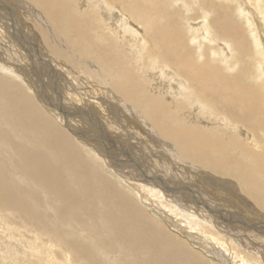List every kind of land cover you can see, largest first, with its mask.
Listing matches in <instances>:
<instances>
[{
  "label": "bare ground",
  "instance_id": "obj_1",
  "mask_svg": "<svg viewBox=\"0 0 264 264\" xmlns=\"http://www.w3.org/2000/svg\"><path fill=\"white\" fill-rule=\"evenodd\" d=\"M168 1L172 0H133L132 5L125 0H15L14 5L0 0V70L30 91L25 94L18 84L0 83V94L11 95L4 97L1 107L4 109L6 102L10 108L18 105L49 135L51 141L46 143L71 163L68 167L79 170L81 179L73 180L70 190L68 185L63 190L64 205L69 206L67 211L73 213L76 224L70 213L64 224L75 227L95 247L110 238L116 244L137 227L143 231L139 239L143 249L136 251L137 256L149 254L164 264L211 263L150 219L140 206L156 207L159 203L165 209L161 211L164 220L205 253L234 251L235 257L241 258L239 264H264V218L250 219L240 211L242 205L253 212L259 211L254 206L264 208V193L250 177L255 165L264 174V0H242L246 7L235 0L236 9L227 4L234 0H225V4H217L213 25L207 19L211 13L197 4L196 9L206 13L186 20L195 55L182 49L177 31L172 35L164 27L154 28L155 20L148 14L163 11ZM193 1L196 4L197 0ZM134 11L136 18L130 22L128 12ZM236 18L245 19L250 43ZM134 22L144 25L157 55L146 52L147 43ZM236 30L239 35L232 36ZM28 33L32 38H27ZM171 36L177 41L170 48ZM58 40L71 51L83 47L92 66H84L88 70L85 77L107 87L92 93L91 88L73 83L69 72L60 69V76L56 59L66 62L72 57L58 46ZM205 45L210 46L212 59L219 60L217 65L198 64L193 59L205 56ZM233 51L238 52L237 57ZM152 56L153 60H146ZM93 57L96 65H92ZM240 61L245 65L240 67ZM32 74L38 77L37 82L31 79ZM43 77L50 79L51 83H45L54 98L44 91ZM83 98L88 110H70L72 102ZM88 101L102 116L94 114ZM143 102L149 105L147 115L129 110L140 108ZM132 117L137 126L129 125ZM75 142L102 164L96 167L93 160L86 161ZM21 154L29 163L20 169L28 168L29 175L54 184L58 161L50 164L30 152ZM240 170L247 173L242 178L245 186L234 185L241 177ZM114 177L116 181H112ZM119 184L129 188L121 191ZM59 186L58 182L53 187L61 195ZM0 192L11 194L5 187ZM57 209L60 215L62 207ZM4 210L0 207V227L9 241L15 238L16 244L24 247L30 264L93 261L82 248L84 258L68 247L79 244L75 239H61L53 227L33 231L26 227L30 217L16 219L11 210L3 214ZM244 252L256 262L241 257H247Z\"/></svg>",
  "mask_w": 264,
  "mask_h": 264
},
{
  "label": "rangeland",
  "instance_id": "obj_2",
  "mask_svg": "<svg viewBox=\"0 0 264 264\" xmlns=\"http://www.w3.org/2000/svg\"><path fill=\"white\" fill-rule=\"evenodd\" d=\"M11 1L14 3L15 0H5V2L9 3ZM127 3H131L133 5V0H125ZM237 3H239L242 7H246L245 2L242 0H236ZM201 3L205 9H207L211 13V17L207 18L208 22L213 25V22L218 15L217 12V4L222 3L225 4V0H197L196 4L193 0H172L168 1L165 4V9L163 11H153L148 14L150 19H154V28L156 30L159 29V27H164L166 30L170 32V34L173 35V32L177 31V34L181 40L182 43V49L184 51L188 50L192 52L195 55L196 48L195 43L192 41L193 35L189 34V30L187 29L186 20L187 19H195L199 16H201L203 13H206L204 9L198 11L197 4ZM231 6L232 9H236L235 6V0L229 1L227 3ZM15 5V3H14ZM116 7L119 6V8L122 9L120 4L116 2ZM220 5V4H219ZM218 5V6H219ZM253 5V4H252ZM250 6L253 8V6ZM15 7V6H14ZM220 8V6H219ZM233 12L229 14V17L232 18ZM248 15V14H247ZM129 21L132 22L136 18V12L133 13L128 12ZM252 15H248V18L251 19ZM27 19V18H26ZM238 23L240 24L239 28L242 30V34L244 35L246 41L250 43V36L248 33V27L246 26L245 19L238 20L236 18ZM28 25L31 21H28ZM263 23V21H260ZM22 23L24 24L22 19ZM135 27L140 32V37L146 41V52L151 53L152 55H157L158 52L156 51V48L151 44V42L148 40V38L145 35L144 31V25L142 23L134 22ZM1 27V26H0ZM26 30V29H24ZM3 34H6L3 32ZM7 35V34H6ZM31 33H28L27 38ZM238 36L239 33L236 30L232 36ZM236 36V37H237ZM242 36V35H241ZM32 38V35H31ZM182 38V39H181ZM198 39V36L196 37ZM34 41L39 42L36 36H34ZM177 39L171 38L168 40V45L171 48L173 46V42H176ZM11 42L9 45L11 46ZM264 45V44H263ZM1 46V45H0ZM58 46L66 52L67 56L69 58L72 57V60L68 59L66 62L62 61L60 58H57L56 60L60 63L58 65V73H60V69L64 70L65 72H69L68 77L69 79H72L71 81L80 87H85V89L88 87L91 88L92 93H100L99 88L107 87L106 85L103 86L102 84L97 85V82L95 83L93 79L85 77L87 75V71L85 70L84 66L91 69V65L89 63L90 56H87V53L83 50V47L79 46L80 48H75L74 51L68 50L69 46H66L62 41L58 40ZM206 52L205 56L202 59H197L194 57L196 63H206L207 65L211 66V62H215L217 65L219 60L212 59L210 55V49L209 45H205ZM178 52V47L174 51V53ZM233 55L235 57L238 56V52L233 51ZM73 54V55H72ZM217 54H215L216 56ZM251 55L253 57V51H251ZM43 56V55H42ZM155 56L148 57L146 60H153ZM94 59V57H93ZM89 66H88V65ZM96 61L94 59L92 65H96ZM157 65V64H156ZM238 65L241 67L245 65L244 61H240ZM237 66L236 69H240V67ZM40 75L39 73H37ZM32 80L36 81L38 80V77H36L34 74L31 75ZM61 76V73H60ZM76 78L79 79V82H75ZM45 81L50 82L49 78L43 77V82ZM47 82L45 83L44 91L49 95V97H52L51 90H49L46 86ZM0 83L4 84L5 86L18 84L20 88L23 90L25 94L30 93L26 89V87L19 81H15L13 77L0 70ZM39 85V84H38ZM59 85V82H58ZM40 87V86H38ZM38 91H40V88H36ZM42 96V93L39 92ZM51 95V96H50ZM4 97H10V94L1 93L0 94V181L3 178L4 185L0 186V188L5 187L8 189V191L11 194H7L4 192H0V200H2V204L0 207H5V210L3 211V214L8 213L11 210V214L14 218L20 219V220H26L30 217V219L26 220V227L33 230V231H41L43 232V229L47 228H55L61 237V239L66 240H73L75 239L79 244H71L70 247L73 251H75L80 257L84 258V255H81L80 250L81 248L85 250V252L88 254L86 257H92L93 261H89L88 259H85L88 261V264H128L127 262L133 261L136 262L142 259L143 261H139L140 264H164L163 260L160 258H153L152 255L149 254H140L137 256L136 251L138 249H143L142 245L139 244V239L142 238L140 236L143 231L138 230L137 227H133L132 229L128 230V234L124 237V239L118 240V242L115 244L112 242L111 238L107 234V236L110 238L106 242H102V244L99 247H95L89 239L79 233V231L75 227H70L67 224H64L68 220H72L73 213L68 212L67 208L64 205L65 201V193L63 190L66 188V185L69 186L73 184V180L81 179L80 175L78 173V169L75 167L74 170L68 167L69 163L63 156L58 155L56 152V148L52 147L50 144L46 143L48 141H51V138L49 135L42 129V127L34 121V119H29L27 117V114L21 110H19V106L12 105V108L9 107V105L5 104L4 109H2L1 105L3 104ZM55 97V96H54ZM52 97V98H54ZM33 99L35 97H32ZM44 98H46L44 96ZM51 98V99H52ZM36 99V98H35ZM34 99V101H35ZM86 100V99H85ZM85 100L77 102L74 101L71 104H73V107L71 106L70 110L77 109H85L88 110V103H85ZM89 104H92L91 101H88ZM83 105H81V104ZM75 104V105H74ZM93 105V104H92ZM92 105H90L91 109ZM140 108L138 106L134 109H129L132 111V113L141 114L142 116L147 115V108L149 105L140 104ZM94 114L99 115V110L96 111V107L93 105ZM103 113V112H102ZM50 116V115H49ZM99 116H102L101 114ZM132 116V115H131ZM51 117V116H50ZM7 118V120H6ZM51 119L54 121V119L51 117ZM129 125H136L135 118L132 117V121ZM151 127V126H150ZM64 130L71 136V134L63 127ZM153 129L154 134H159V132L151 127ZM149 128H147L148 130ZM152 133V132H151ZM73 138V136H71ZM155 139V137H153ZM156 142V141H155ZM76 143V142H75ZM77 146H79L80 150L83 152L84 158L92 161V165L94 164L96 167H99L102 163L95 159L93 155L91 154V157L89 153L82 147V145L76 143ZM263 144V142H262ZM81 146V147H80ZM255 148V147H254ZM30 152L32 156L36 157L37 159L44 158L47 160L50 164H56L58 161L59 163V172L57 176L54 178V184L48 185L45 183L44 180L37 178L33 175H29L30 172L28 168L20 169L21 165H28L27 156H23L21 152ZM33 157V158H34ZM95 160V161H94ZM255 169V170H254ZM240 179L236 182H234V185H240L245 186L246 182L242 181V178L244 175H247V173L244 170H240ZM264 174L260 173V170L257 169V166L255 165L253 169L250 170V177L253 180H256L259 186V191L264 193ZM112 181H116V178H112ZM59 182L60 186L58 187L60 191L62 192L61 195H58L56 193V187L57 183ZM72 182V183H71ZM120 182V181H119ZM233 182V181H232ZM243 184V185H242ZM118 188L122 187V184L117 185ZM125 188H129L124 184ZM125 188H120L121 191H124ZM247 189V188H246ZM238 190V189H237ZM239 191V190H238ZM71 192V191H70ZM244 192V191H243ZM241 193V191H239ZM242 196V195H241ZM69 200V199H68ZM67 200V203H68ZM238 200V199H237ZM239 201V200H238ZM149 203V202H147ZM241 205V204H239ZM146 212V215L153 219L155 222H160L162 225H164L167 230L174 234V237L176 236L177 239L181 240L184 243H187L192 251H194V254H198L199 256H203V259L210 261L211 263L207 264H236L241 261V258L239 256L235 257L236 252H227L224 251V254L218 253V252H212V253H205V251L201 250L198 247V244L192 241L186 234H181V231L179 228H175V226H170L168 224V220H164V215H162L161 211H165L162 207H160V204L158 203L156 207L154 206H145L144 204L140 205ZM243 208L242 211L243 214H247L246 216L250 219H256V220H263L264 218V208L262 205L257 208L254 206V208L258 212H253L254 209L250 208L249 206L242 205ZM58 207H62L60 210V215L58 211ZM56 208V209H54ZM245 209V210H244ZM250 209V211H249ZM65 211L64 217L62 218L61 213L62 211ZM239 210V209H237ZM70 211V210H69ZM69 213H70V219H69ZM249 213V214H248ZM252 215V216H251ZM73 224H76L75 220H72ZM264 221V220H263ZM170 222V221H169ZM58 226V227H57ZM44 227V228H42ZM185 229V227H184ZM53 231V230H52ZM3 228L0 227V264H30L31 259L27 254L23 253L24 247L19 246L16 244V239L13 238L9 241L7 238V235L5 234ZM67 245V244H66ZM120 247L119 249H117ZM212 250L215 249L213 247H210ZM17 249L19 252L14 253L12 250ZM122 249V250H120ZM217 249V248H216ZM166 253V252H165ZM244 257L241 254V257L248 259L251 262H256L254 260V257L248 254L247 252H244ZM230 260H228V258ZM233 257V258H232ZM27 258V261L25 262L24 259ZM239 258V259H238ZM232 259V260H231ZM239 260V261H238ZM127 261V262H126ZM223 261V262H222ZM229 261V262H228ZM94 262V263H93ZM247 264V263H246ZM261 264V263H259Z\"/></svg>",
  "mask_w": 264,
  "mask_h": 264
}]
</instances>
